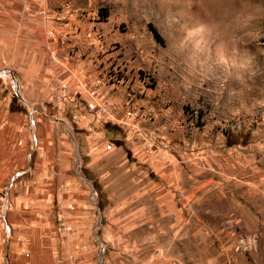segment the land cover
Wrapping results in <instances>:
<instances>
[{"label": "rangeland", "instance_id": "obj_1", "mask_svg": "<svg viewBox=\"0 0 264 264\" xmlns=\"http://www.w3.org/2000/svg\"><path fill=\"white\" fill-rule=\"evenodd\" d=\"M194 4L56 1L51 63L109 108L66 88L0 159V264H264V33L214 39Z\"/></svg>", "mask_w": 264, "mask_h": 264}, {"label": "crops", "instance_id": "obj_2", "mask_svg": "<svg viewBox=\"0 0 264 264\" xmlns=\"http://www.w3.org/2000/svg\"><path fill=\"white\" fill-rule=\"evenodd\" d=\"M56 1L0 0V68L9 69L20 96L13 97L9 90L0 87V159L5 167L24 163H11L6 153L12 149L23 158L29 122L39 130L42 125H51L54 115L47 113V108L57 90L60 94L78 92L81 98L84 95L74 79L67 82V92L58 89L60 81L67 77L60 72L67 66L54 65L51 57H65L70 44L65 40L67 26L56 17ZM169 195L164 197L170 199Z\"/></svg>", "mask_w": 264, "mask_h": 264}, {"label": "clouds", "instance_id": "obj_3", "mask_svg": "<svg viewBox=\"0 0 264 264\" xmlns=\"http://www.w3.org/2000/svg\"><path fill=\"white\" fill-rule=\"evenodd\" d=\"M199 29L214 39L251 41L264 33V3L257 0H195Z\"/></svg>", "mask_w": 264, "mask_h": 264}, {"label": "built area", "instance_id": "obj_4", "mask_svg": "<svg viewBox=\"0 0 264 264\" xmlns=\"http://www.w3.org/2000/svg\"><path fill=\"white\" fill-rule=\"evenodd\" d=\"M52 58L53 57H51V59ZM101 83L102 78L99 77H95L91 83L84 85L82 81H77L78 88L80 89V91L84 94H89V96L93 100V102L86 103L87 110L99 114L101 117H103L105 114H107V109L109 108L108 103L105 100H98V96H96L93 90L96 86H99ZM0 87L9 90L13 96L20 99L17 83L8 68H0ZM59 88L63 91L66 90L65 81L60 82L58 89ZM55 96L57 99H59L62 94H60L57 90ZM71 118L74 122L78 121V117L74 114L71 116ZM223 224L226 230L230 231V233L234 235L236 249H239L241 251H247L251 248L252 242L254 240L252 235L245 232L240 227L239 223L237 222L234 216L229 215L225 217Z\"/></svg>", "mask_w": 264, "mask_h": 264}, {"label": "trees", "instance_id": "obj_5", "mask_svg": "<svg viewBox=\"0 0 264 264\" xmlns=\"http://www.w3.org/2000/svg\"><path fill=\"white\" fill-rule=\"evenodd\" d=\"M13 96V95H12ZM14 97V96H13Z\"/></svg>", "mask_w": 264, "mask_h": 264}]
</instances>
